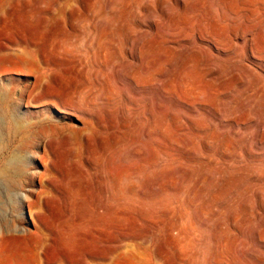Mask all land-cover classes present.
I'll list each match as a JSON object with an SVG mask.
<instances>
[{
    "label": "rangeland",
    "instance_id": "1",
    "mask_svg": "<svg viewBox=\"0 0 264 264\" xmlns=\"http://www.w3.org/2000/svg\"><path fill=\"white\" fill-rule=\"evenodd\" d=\"M42 75L77 98L70 109ZM9 106L22 128L64 127L54 159L80 184L46 212L73 224L72 246L47 241L29 211L47 132H29L34 183L4 206L23 256L0 264L57 248L75 264H264V0H0V161L16 143ZM107 206L116 224L95 233Z\"/></svg>",
    "mask_w": 264,
    "mask_h": 264
},
{
    "label": "bare ground",
    "instance_id": "2",
    "mask_svg": "<svg viewBox=\"0 0 264 264\" xmlns=\"http://www.w3.org/2000/svg\"><path fill=\"white\" fill-rule=\"evenodd\" d=\"M214 31L216 33L219 32L216 27H214ZM222 42H223V40H222ZM222 50H223V48H222ZM47 77H48V75H47ZM57 78H58V86L51 88L50 83H48L49 80L47 81L45 78V75H42L40 82H39L40 83L39 88H40V90H45L47 93H50L51 95H53L52 96L53 101L56 102L61 108H67L71 103H74V101L77 98H67L68 96L71 95V93L69 90H67L66 88L61 86V83L59 81L60 78L59 77H57ZM40 100H42V99L41 98H35V101H40ZM75 104H77V102ZM5 106H7V105H5ZM70 107L71 106H69L68 108L70 109ZM72 107H74V106H72ZM9 108H10V106H9ZM79 109L78 110L81 111V108H79ZM10 112L12 114L11 117L15 123V127L12 125L11 126L15 128V139H14V141L16 143H15V148L11 151V153L13 155L11 157L9 156L8 158L5 159V160H8V163L2 164L4 167V171H0V181H1V184L3 187V189L0 190V195H2V198H0V224H3L2 225L3 228L2 227L0 228V233L2 234V236L0 237V240H1V238L4 240L9 238V239H11L12 244L9 247L1 246L0 247V253L7 256L8 258H10L13 261H18L21 258V256H23L24 250L22 251L23 248H21L19 245V241L21 238H23V236L21 237V233H16V232H18V229L16 228V226H13L12 222H10V219H8L6 217L8 212H6L4 210V208H5L4 206L8 205V204H9V206L10 205L15 206L16 204H22V201L24 200L26 194L24 192H22L21 190L27 186L33 185L34 180H35V171H33L31 169V166H30L32 156L29 153H27V151H26L27 146H28L27 134L29 132H32V130L34 128H35V133H37L39 130H41V131L44 130L45 132H47L46 137H45V143H44L45 155L42 157L43 162H44L43 163L44 164V171L43 172L40 171L41 173L38 175L39 181H40V188L38 189L39 191L37 194L38 199L36 201L30 202V209H29L31 217L38 224L37 228H38L39 232H41V234L43 235V237L47 241L57 240V241H59V243L61 245H63L66 248L72 246V243H71L72 240L71 239H72V235H74L73 234V229H74L73 224L67 222L66 220H62V221L60 220L61 215L63 214V213H61V211H60V214H58L55 217V220H53V222H51L48 219V217L46 216V212H48V210L50 211V210L56 209V207H53L52 209H50L52 206H54L53 204L55 203V202L52 203V201L55 199L58 200L61 198H64V200H63L65 202L64 208L67 210L68 209L67 204L69 201V197L75 196V193L73 191L75 190V188L77 186H79L80 183H78L75 179H73L71 177L72 176L71 173H68L66 176L62 175V169L63 168L60 166L63 163H61L59 161V163H61V165H60L54 159V155L57 154L56 147H55V145H56L55 143L57 141L56 139L62 138L64 141H67L71 138L70 135H67V133L64 132V127L59 123H54V122L52 123L51 121H44L45 119L44 120L38 119V120H35V124H32L30 122V124H28V125H26V127L22 128L23 123H21V121H20L22 119L21 115L18 114V111L12 110L11 108H10ZM86 120H87L89 126L87 127V130L85 133L88 132V133L93 134V132L96 130V124L98 123V120L95 118L86 119ZM25 121H23V122L25 123ZM1 122L2 121L0 118V123ZM48 123H50V124H48ZM86 137H88V135L82 134V138H86ZM54 149H55L56 153H54ZM16 155H20V156L24 157V161H23L22 165H20L17 162V160L14 158ZM1 157L2 156H0V159H2ZM2 161H4V159ZM106 171L109 172V170H106ZM112 178L116 182L119 181V177L117 174L113 175ZM72 204H73V202H72ZM5 209H7V208H5ZM57 211H58V208H57L56 212L54 211V213L57 214ZM49 214L50 213L48 212V215ZM76 215H78L79 218L78 217L76 219L74 218V220L84 218L79 214H76ZM52 218H54V217H52ZM91 221L94 225L92 230L95 233H100L102 235H103V233H105L107 235V232L105 230H103L102 228H100V226H99L100 224L104 223L108 228L114 227L116 224V219L112 216V210L109 206H107L102 213L98 212L97 215L93 216L91 218ZM80 232H81V234L85 235V233H87L88 231L81 229ZM89 234H90L89 235L90 238L97 237L93 233L89 232ZM78 237H80V236H78ZM106 238H107V236H106ZM57 241H55V243ZM91 241H93V239H91ZM44 242H45V240L43 241V243ZM59 243H57V244H59ZM44 245H45V243L43 244V246ZM69 245H71V246H69ZM50 247L51 246H49V251H50ZM47 250L48 249H46V250L44 249V251H47ZM56 250H57L56 254H57V252H61V253L58 255H54V256H53V254H52V256H49L48 251H47L48 254L42 253L45 256L43 258L45 264H75L73 262L74 260L71 259L72 256L69 254L70 251L68 249L67 250L69 251V253H68L69 255H67V253L62 252L65 250L64 248H63V250L60 249L61 251H58L59 250L58 248ZM54 252H55V248H54ZM36 255H38V254L36 253ZM5 256H2V257H5ZM70 256H71V258H70Z\"/></svg>",
    "mask_w": 264,
    "mask_h": 264
},
{
    "label": "clouds",
    "instance_id": "3",
    "mask_svg": "<svg viewBox=\"0 0 264 264\" xmlns=\"http://www.w3.org/2000/svg\"><path fill=\"white\" fill-rule=\"evenodd\" d=\"M11 132L10 129V124L9 123H5L3 125H0V156L3 155V140L5 138L6 135H9ZM10 157L13 155L12 153L9 154ZM17 162L22 165L23 161H24V157L20 156V155H16L14 157ZM8 160H4V161H0V164H7ZM0 198H2V195H0Z\"/></svg>",
    "mask_w": 264,
    "mask_h": 264
}]
</instances>
